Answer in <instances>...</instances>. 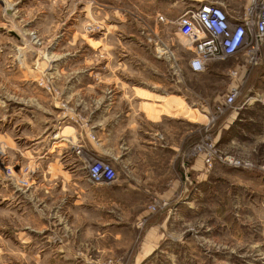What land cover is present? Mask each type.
I'll use <instances>...</instances> for the list:
<instances>
[{
    "label": "rangeland",
    "instance_id": "1",
    "mask_svg": "<svg viewBox=\"0 0 264 264\" xmlns=\"http://www.w3.org/2000/svg\"><path fill=\"white\" fill-rule=\"evenodd\" d=\"M206 1L242 11L249 0H0V264H264V105H242L264 93V53L251 69L225 59L195 73L176 20ZM233 85L236 108L220 113ZM155 99L202 113L198 139L179 131L191 175L178 187V176L150 180L156 152L139 117ZM113 109L123 117L101 118ZM103 122L132 164L114 166L83 138L97 141ZM152 127L169 142L163 123ZM96 160L138 179L137 213L101 219L66 205L105 185L89 178ZM114 216L130 244L66 242Z\"/></svg>",
    "mask_w": 264,
    "mask_h": 264
},
{
    "label": "crops",
    "instance_id": "2",
    "mask_svg": "<svg viewBox=\"0 0 264 264\" xmlns=\"http://www.w3.org/2000/svg\"><path fill=\"white\" fill-rule=\"evenodd\" d=\"M225 6L226 4L223 3ZM227 7V6H226ZM228 8V7H227ZM144 105L150 108V111L143 109L144 113L143 116L139 118H145L146 123H142L140 125V133L144 135V139L146 138V142L148 140L147 148L156 152L154 155L155 158L153 159V168L149 176L152 175L150 179L153 182L157 181H170L171 176H178L177 187L179 186L178 183L185 181L187 178V173L190 176V168H185V163L181 161L180 152L185 150L187 143H184V139L181 141L179 138V131L182 130L183 133L189 135L190 144L200 137V124H201V110L199 107H194L192 110L193 117L190 115L185 114V108L183 107H175L170 106L162 100H151V101H144ZM170 106V107H169ZM148 112V114H147ZM151 112V113H150ZM123 112L118 111V109L108 110L104 113L101 118H114L117 119L118 117H123ZM138 114V110L134 111L132 106L130 110L126 112V115L130 116L131 123L130 129H133L137 132L138 124L137 121L139 118L135 120L134 118ZM239 113L236 112L234 115L235 118ZM161 122L167 128V133L170 135L169 142L163 140V136L158 135L157 133H153L152 126ZM102 124L100 128L97 129V141H92L89 139L88 135L83 137L87 140L88 145L94 151L96 155H99L104 158H109L113 160L114 166H121L128 162L132 164L134 161V155L130 153L129 159L123 156L127 154L123 152V144L122 140L119 135L112 134L110 130V126L107 122L99 123ZM99 126V125H98ZM65 131V128L62 129V133ZM151 131V132H150ZM157 131V130H155ZM57 137V136H56ZM197 137V138H196ZM168 154H171V158L166 160ZM160 157H164L160 161ZM156 162V163H155ZM160 167L161 173L158 172V168ZM192 169H195V166H192ZM193 175V173H192ZM135 181L138 179H130L126 177L117 178L112 184H106L99 186L98 193H94L91 191H82L79 193L75 191L72 195L67 197L66 205L68 207L74 208H81L83 210L89 211L90 209L95 210L101 215L102 213L106 214H132L137 213L138 208L136 205V198L135 192L137 189V185L134 184ZM19 196V195H18ZM90 196L92 197L90 199ZM20 201V200H19ZM68 209V208H67ZM105 220V219H104ZM122 219L114 216L113 218L106 219L104 221V228H96V229H89L83 230L80 235L73 234L71 231L69 238L67 239V243H86V244H94L97 241H105L104 244L106 245H128L129 242L122 241L124 240L123 230L130 231V226H125L123 228L121 224ZM100 221H98V225ZM118 225V226H116ZM108 226V227H107ZM83 228V227H82ZM79 230L76 229V232ZM93 233L92 239H89L90 232ZM92 240V241H91ZM107 240H111L107 242Z\"/></svg>",
    "mask_w": 264,
    "mask_h": 264
},
{
    "label": "built area",
    "instance_id": "3",
    "mask_svg": "<svg viewBox=\"0 0 264 264\" xmlns=\"http://www.w3.org/2000/svg\"><path fill=\"white\" fill-rule=\"evenodd\" d=\"M176 25L177 34L193 53L189 64L195 73L204 72L209 64L225 59H234L245 69L263 62L264 0H249L242 11L230 10L220 2H200L187 8L177 18ZM239 74V69L232 70L233 76ZM240 95V86H231L219 112L236 108ZM255 100L264 105V93L245 98L242 105ZM88 170L89 178L95 183L116 179L113 166L103 160L94 161Z\"/></svg>",
    "mask_w": 264,
    "mask_h": 264
}]
</instances>
